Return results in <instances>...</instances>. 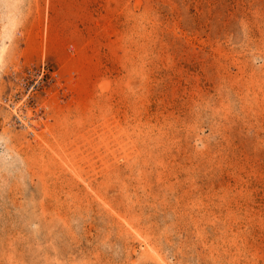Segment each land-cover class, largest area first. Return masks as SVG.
Masks as SVG:
<instances>
[{
  "label": "rangeland",
  "instance_id": "374dc122",
  "mask_svg": "<svg viewBox=\"0 0 264 264\" xmlns=\"http://www.w3.org/2000/svg\"><path fill=\"white\" fill-rule=\"evenodd\" d=\"M0 49V264H264V0H0Z\"/></svg>",
  "mask_w": 264,
  "mask_h": 264
},
{
  "label": "bare ground",
  "instance_id": "6f19581e",
  "mask_svg": "<svg viewBox=\"0 0 264 264\" xmlns=\"http://www.w3.org/2000/svg\"><path fill=\"white\" fill-rule=\"evenodd\" d=\"M9 36H10V35H9ZM7 37H8V36H7ZM5 42H6V41H5ZM4 45H5V44H4ZM2 49H3V48H2ZM0 50H1V49H0ZM3 50H4V49H3ZM1 52L3 53V51H1ZM1 55H2V54H1ZM1 59H2V58L0 57V61H1Z\"/></svg>",
  "mask_w": 264,
  "mask_h": 264
}]
</instances>
